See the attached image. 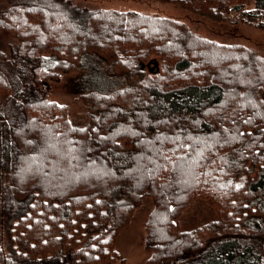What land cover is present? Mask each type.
I'll return each mask as SVG.
<instances>
[{"label":"trees","instance_id":"obj_1","mask_svg":"<svg viewBox=\"0 0 264 264\" xmlns=\"http://www.w3.org/2000/svg\"><path fill=\"white\" fill-rule=\"evenodd\" d=\"M0 2V264L124 263L145 199L148 264H264V58L90 0ZM197 7L264 31V0ZM72 73L85 128L52 99ZM198 199L216 221L181 231Z\"/></svg>","mask_w":264,"mask_h":264},{"label":"rangeland","instance_id":"obj_2","mask_svg":"<svg viewBox=\"0 0 264 264\" xmlns=\"http://www.w3.org/2000/svg\"><path fill=\"white\" fill-rule=\"evenodd\" d=\"M81 1V0H79ZM96 8L117 10L121 12L134 11L150 17L171 19L183 24L184 28L195 35L210 41L229 46H242L252 50L256 55L264 58V31L255 29L225 17L223 21L206 17L199 12L204 0H90ZM253 0H250L252 2ZM3 2H0V6ZM9 40V41H8ZM12 37H0V50L9 52L8 42ZM57 60L46 57L43 66L53 68ZM81 73H72L61 79L51 91L53 101L66 105L71 123L76 127L85 128L90 124V108L85 102L86 92H81L83 80ZM47 91L50 86L44 84ZM153 208L150 199H145L130 225L121 233L117 251L125 261L116 264H148L149 254L144 247L145 223L149 212ZM217 216L212 207L205 200H195L185 210L180 219L181 231H195L205 224L216 221Z\"/></svg>","mask_w":264,"mask_h":264}]
</instances>
